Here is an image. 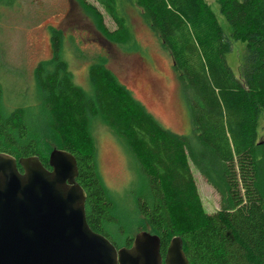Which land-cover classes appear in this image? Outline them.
<instances>
[{
	"label": "trees",
	"instance_id": "16d2710c",
	"mask_svg": "<svg viewBox=\"0 0 264 264\" xmlns=\"http://www.w3.org/2000/svg\"><path fill=\"white\" fill-rule=\"evenodd\" d=\"M97 1L118 25L109 32L91 8L99 30L114 42L129 44L132 37L117 15L116 0ZM214 1L232 27L231 38L247 44L243 81L227 63L231 44L208 0H136L172 57L191 115V135L164 130L103 58L90 69L93 93L84 92L73 81L63 37L55 31L54 57L39 67L36 79L49 134L58 150L77 160V182L87 194L93 232L118 249L131 248L137 236L123 235L132 212L110 197L98 175L91 123L100 117L125 140L140 167L146 183L131 195L134 221L144 227L142 232L160 238L163 260L178 237L189 264H264V147L257 135L264 111V0ZM33 115L23 106L6 110L0 82V153L18 161L37 156L51 170L50 160L39 153ZM189 161L220 194L216 213L205 212ZM111 232L125 240L117 242Z\"/></svg>",
	"mask_w": 264,
	"mask_h": 264
},
{
	"label": "rangeland",
	"instance_id": "374dc122",
	"mask_svg": "<svg viewBox=\"0 0 264 264\" xmlns=\"http://www.w3.org/2000/svg\"><path fill=\"white\" fill-rule=\"evenodd\" d=\"M85 2L90 8L84 7L80 0H0V82L4 88V107L12 111L23 106L33 112L41 139V157L50 160L59 146L49 134L36 79L39 67L46 66L54 57L53 31L62 35L73 81L84 92L93 93L90 69L103 58L106 68L164 130L191 135V115L172 57L147 23L136 0H116L117 15L125 21L132 37L129 44L108 39L97 27L92 9L102 16L109 32L118 29L117 23L97 0ZM208 4L231 44L227 63L235 77L243 81L247 44L231 38L232 27L218 3L208 0ZM91 133L97 171L105 189L128 213L132 212L123 235L136 236L144 229H139L134 221L135 204L131 198L132 192H140L146 183L140 167L125 140L105 120L92 119ZM257 135L259 145L264 147V111L258 119ZM189 165L205 212L213 214L221 210L220 194L191 161ZM111 235L119 243L125 240L116 232Z\"/></svg>",
	"mask_w": 264,
	"mask_h": 264
},
{
	"label": "water",
	"instance_id": "95a60500",
	"mask_svg": "<svg viewBox=\"0 0 264 264\" xmlns=\"http://www.w3.org/2000/svg\"><path fill=\"white\" fill-rule=\"evenodd\" d=\"M50 167L0 153V264H189L178 237L163 260L157 235L140 232L118 249L93 232L76 158L55 150Z\"/></svg>",
	"mask_w": 264,
	"mask_h": 264
}]
</instances>
